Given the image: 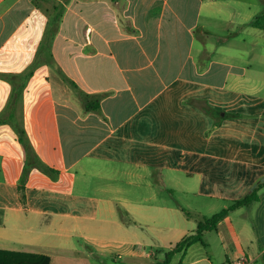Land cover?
Returning a JSON list of instances; mask_svg holds the SVG:
<instances>
[{
  "label": "crops",
  "instance_id": "0c3cea01",
  "mask_svg": "<svg viewBox=\"0 0 264 264\" xmlns=\"http://www.w3.org/2000/svg\"><path fill=\"white\" fill-rule=\"evenodd\" d=\"M263 11L264 0H0V248L53 259L80 235L99 253L141 239L164 249L198 225L163 190L232 203L264 182V141L247 139L264 135V109L241 117L264 106L241 97L264 90V72L234 61L264 51ZM82 92L101 109L86 111ZM28 146L54 170L26 169ZM243 208L253 231L227 262L264 264V186Z\"/></svg>",
  "mask_w": 264,
  "mask_h": 264
},
{
  "label": "rangeland",
  "instance_id": "374dc122",
  "mask_svg": "<svg viewBox=\"0 0 264 264\" xmlns=\"http://www.w3.org/2000/svg\"><path fill=\"white\" fill-rule=\"evenodd\" d=\"M252 37V34L250 35ZM249 40V39H248ZM232 46H235L236 42H231ZM244 49H251L256 47L250 42H241ZM262 49L256 47V49L250 54V57H243V59L234 58L235 62H245L246 60L252 63L253 69H258L264 72V62L257 57ZM255 56V57H254ZM257 83H264V74H257L255 77ZM243 98L253 99H263L264 100V90L249 95H242ZM264 109L263 107L245 106L243 107V118L246 116H252L255 109ZM219 120H224L223 111L219 106L216 107L213 112ZM218 131V134H222ZM243 138H246L242 136ZM248 140L254 142L264 141V135H252L249 133L247 135ZM260 155L264 156L263 153L259 151ZM1 175V171H0ZM69 188V187H68ZM76 190L94 192V186L83 185L81 181L78 185L73 186ZM145 193V191H144ZM163 196H165L170 204H174L176 201L181 202L187 210L190 211L191 220L198 225V219H204L205 217H211L214 213L225 208L231 202H226L218 198H207L204 196H192L189 193H183L177 187H168V189L163 190ZM193 206V207H192ZM232 226H224L221 230H210L204 234L205 243L198 241L192 244L187 253L177 252L169 264H186L192 260H197V264H229L227 262V255L229 253L230 246L233 242L246 244L247 235L249 231H253V214L247 208L238 209L231 212L230 217ZM247 225V226H246ZM234 227V229H233ZM233 229V230H232ZM249 229V230H248ZM147 233L143 231L139 232V236L145 238ZM74 249L66 252H54V264H149L150 262L159 259L163 255V250L161 248H153V243H149L146 240L141 239L134 247L133 253H127L126 249L121 247H116V251L108 252L103 251L102 253L96 252L98 250L97 246L84 237L80 235H75L73 238ZM170 241H164L160 243L164 249L172 248ZM151 253L150 256L147 255Z\"/></svg>",
  "mask_w": 264,
  "mask_h": 264
},
{
  "label": "trees",
  "instance_id": "16d2710c",
  "mask_svg": "<svg viewBox=\"0 0 264 264\" xmlns=\"http://www.w3.org/2000/svg\"><path fill=\"white\" fill-rule=\"evenodd\" d=\"M253 25L264 28V11L255 18ZM81 100L86 111H99L101 109V95L82 92ZM27 150L28 161L26 169H29L35 165L44 171L54 170L39 161L33 147L28 146ZM263 186L264 182H260L244 197L235 199L228 207H225L214 213L211 217H205L203 220H200L196 232L184 236L181 240L176 242L172 248L161 249L163 250L162 257L150 262L149 264H169L177 252H183L185 254L187 253L189 247L195 242L201 241L205 243L204 234L206 231L217 229L219 222L223 220L232 210L244 205H250L251 203L259 200V190ZM119 210L122 215V219L126 222H131V220L126 215V211L121 207ZM52 262L53 259L48 254L0 248V264H52Z\"/></svg>",
  "mask_w": 264,
  "mask_h": 264
},
{
  "label": "built area",
  "instance_id": "2783aa9c",
  "mask_svg": "<svg viewBox=\"0 0 264 264\" xmlns=\"http://www.w3.org/2000/svg\"><path fill=\"white\" fill-rule=\"evenodd\" d=\"M238 264H244L245 263V258L244 257H240L237 261Z\"/></svg>",
  "mask_w": 264,
  "mask_h": 264
}]
</instances>
